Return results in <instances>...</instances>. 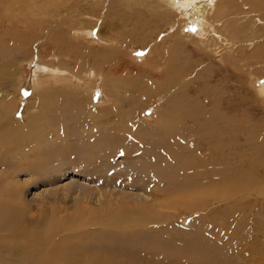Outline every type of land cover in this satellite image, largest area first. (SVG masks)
Instances as JSON below:
<instances>
[{"label": "rangeland", "instance_id": "374dc122", "mask_svg": "<svg viewBox=\"0 0 264 264\" xmlns=\"http://www.w3.org/2000/svg\"><path fill=\"white\" fill-rule=\"evenodd\" d=\"M95 1L65 0L67 23L64 30L67 35V51L73 49L67 52L69 60L61 57L54 59L50 51L36 52L25 47H21L18 53L15 52L14 57L12 53L8 57L4 56L7 68H9L8 64L16 62V69L13 68L16 72L10 73L7 70L0 75V103L2 97L10 94L12 102L17 105L12 111L13 123L4 125L5 129L25 123L28 125V117L33 118L40 112L38 105L33 104L37 102L35 99L32 100L30 95L23 93V101H20V96L15 90L21 89L30 93L35 89L47 90L66 83L63 78L52 77L54 73L45 67H51L56 72L60 71L57 74H63L64 69H60L61 67L65 66L64 68L68 69L69 74L65 72L63 75L67 78L69 86L76 89L70 93L68 104L70 107L78 103L84 105L86 111L83 114H86L80 116L72 114L62 121L64 123L60 127L56 125L57 127L47 130L32 131L27 141L14 142L0 135V205L16 208V215L20 209H25L31 221L30 225L28 223L27 225L33 228L36 223H44V228H38L37 234L41 238L51 231L54 224L59 225L60 221L68 224L69 220H66V217H71L73 213L75 217L72 220L76 219L74 245L79 250V256L82 257V261L79 259L81 264H89L88 258L85 257L91 255H97L95 258H110L113 264H131V260L136 262L139 259L142 264H153L152 257L149 258L152 255L147 252V248L139 250L141 249L138 248L139 245L146 244L145 247L148 245L147 247L155 249L154 244H158L159 251L154 256L159 261L158 256L160 257L162 249L172 251L174 244L176 246L182 243L187 244L184 245L185 250L189 249L193 244L186 242L195 236L202 241L210 242L209 245L214 251L220 246H228L226 254L229 264H264V92L260 91L264 85V14L260 13L262 10L260 6H264V0H196V4L187 5L186 9L174 7L175 0H131V2L101 0L102 3L108 2L106 4ZM219 4L222 6L221 13L225 14L221 15L224 17L223 22L228 21V24H231L229 28L239 31L238 33L230 36L228 31L218 30L220 34L227 35L223 38V35L210 33L209 29L207 34L201 32L199 24L202 21V11L216 14L217 11L211 7ZM254 5L259 9L252 10L250 6ZM107 7L111 8L109 13ZM147 11H151V14ZM108 14L110 15L106 16ZM219 26L221 27V24ZM33 29L34 26L27 31ZM208 35L212 43L205 39ZM6 39L5 42H11ZM233 41L239 42L233 45ZM123 42L127 43L123 44ZM88 51L96 54L91 63L86 59L82 61L75 59L76 55H88ZM111 65H117V73L113 72ZM98 67H101L99 72ZM1 69H3L2 65H0ZM177 70L181 71L177 76V82L168 85L167 78L177 75ZM96 72L99 73V84L93 81ZM61 79L62 81L58 82ZM86 85L89 90L86 89ZM178 91L185 94L182 96L184 103L181 104L184 112L185 107H189V110L199 111L202 114L196 118L199 125L196 121L191 122L183 118L185 124L193 128V132L179 133L175 130L176 135L170 136L169 131L172 130V126L179 121V118L170 115L173 110L172 103L179 96ZM55 109L52 107V110ZM47 113L52 116L50 111ZM89 113L94 114L98 120L87 117L90 116ZM221 118L227 122V125L219 123L222 121ZM210 119L221 127V135L217 133L218 127L216 132L218 142L205 146L206 139L203 134L206 133L203 130ZM109 143L119 149L125 148L129 153L123 152L109 159L107 157L109 154L104 149ZM150 143L156 144V148H153V144L150 148ZM90 148L101 154H92ZM218 151L221 157L220 168L223 170L218 175L221 181L211 184L213 177L208 176L215 167L213 153L218 157L216 153ZM152 152L154 156L156 154V158L158 157L155 164L157 163L159 167H153L155 176L157 174L164 176L162 169H165L168 175L183 173L184 176L183 167L185 170L189 167L190 172L187 176L195 177L190 183L193 186L201 185L192 193L197 195L204 193L203 208L186 211L184 214V210L176 205L174 199L192 193L177 195L165 200V206L168 208L160 207L159 212L157 211L158 214L166 217L175 215L170 221L167 218V221H159V224L148 227H152V230L143 229L134 233L129 230L121 231L118 227L119 230L112 228L107 224L110 222L107 217L111 215L109 212L115 205L110 204L116 202L118 198L122 199L123 193L139 195L146 201L153 199L147 193L146 187L151 183L144 174L149 172L147 168L149 163L144 162L143 166L141 163L139 165L137 158L145 155L149 161L148 156L153 155ZM189 161L193 163L189 164ZM194 163L197 167L193 166ZM235 169L241 173L246 172L245 179L248 182H242L244 185L240 186V189L235 188L231 182L237 175L231 173V170L235 171ZM198 170L202 177L196 175ZM224 172L229 173L230 176ZM203 175L207 177L204 178ZM4 182L6 185L2 187ZM167 185L165 183V187ZM159 188L162 189L154 187L155 190ZM216 188L219 193L214 196L212 191ZM173 203L174 205H170ZM53 211L57 220L51 215ZM15 214L10 213L12 219L15 218ZM88 221L93 224H86ZM118 233L121 237L117 236ZM102 235L105 237H101ZM35 236L32 233L25 235L22 242L27 243ZM122 236L129 239H123ZM155 237H159L160 239L157 238L159 241L162 239L161 244ZM230 244L233 245L230 247ZM2 254L6 252L0 253L1 262V258L6 256ZM161 254L166 258L165 254ZM162 262L159 264H163ZM178 264H186V262Z\"/></svg>", "mask_w": 264, "mask_h": 264}, {"label": "bare ground", "instance_id": "6f19581e", "mask_svg": "<svg viewBox=\"0 0 264 264\" xmlns=\"http://www.w3.org/2000/svg\"><path fill=\"white\" fill-rule=\"evenodd\" d=\"M87 1V0H85ZM96 1H101V0H96ZM95 1V3H96ZM105 1V0H104ZM107 1V0H106ZM110 1V0H109ZM112 1V0H111ZM122 1V0H121ZM125 1V0H124ZM128 1V0H127ZM151 1V0H150ZM157 1V0H156ZM155 1V2H156ZM196 0H175V2H173V5L175 4L174 7L177 8H187V5H193L194 3L196 4L197 2H195ZM212 1V0H211ZM75 2V1H74ZM84 2V1H83ZM82 2V4H83ZM89 2V1H88ZM103 1H101V4ZM131 2V0H130ZM200 2V1H199ZM198 2V3H199ZM204 2V1H203ZM99 3V2H98ZM108 3V2H106ZM105 3V4H106ZM114 3V2H113ZM125 3V2H124ZM172 3V1H171ZM209 3V2H208ZM92 4V3H91ZM94 4V3H93ZM100 4V3H99ZM97 4V5H99ZM110 4V3H109ZM123 4V3H122ZM169 4V3H168ZM76 5V4H75ZM81 5V4H80ZM95 5V4H94ZM115 5V4H113ZM150 5V4H149ZM258 5V4H257ZM257 5H254L253 7L250 6V8L253 9H259V7L257 8ZM108 6V5H107ZM112 6V5H111ZM110 6V7H111ZM165 7V5H163ZM162 6V7H163ZM195 6V5H194ZM200 6V5H199ZM84 7V6H83ZM91 7V6H90ZM96 7V6H94ZM105 6H103L104 8ZM158 7V6H156ZM205 7V6H204ZM242 7V6H241ZM260 7H262L261 10V15H263V10H264V6L261 5ZM65 0H0V65L3 66V69L0 70V75L5 73L7 70L10 71V73H14L16 72V70H14L13 68L15 67L16 69V62H13V64H8L9 68H7V62L4 60V56L8 57L10 56V54L12 53V56L14 57V53L15 52H19L18 50H21V47H25L28 48L32 51H50V53H52V58L57 59V58H67L68 59V53L67 52H71L72 50L67 51V35H66V31L64 30V26L66 25V18H65ZM80 8V7H79ZM112 8V7H111ZM111 8L107 7V12L111 10ZM139 8V6H138ZM167 8V7H166ZM222 8L221 4L211 7V9H213L214 11L216 10V14L215 13H211L209 11H205L203 10L202 12V21L199 24V28H201V32L203 34H207L208 33V29L211 32H214L218 35H223L220 34V32H217L218 30H225L228 31L230 33V36L233 33H238L239 31L237 30H231L229 28L228 24L229 22L227 21L226 23L223 22V18L222 16H224L225 14H222L220 9ZM239 8V7H238ZM70 9V8H68ZM76 9V8H75ZM78 9V8H77ZM97 9V8H96ZM157 9V8H156ZM170 9V8H169ZM201 9V8H200ZM81 10V9H80ZM101 10V9H100ZM105 10V9H104ZM103 10V11H104ZM114 10V9H113ZM112 10V11H113ZM143 10V9H142ZM197 10V9H196ZM79 11V10H78ZM77 11V12H78ZM84 11V10H83ZM106 11V10H105ZM169 11V10H168ZM171 11V10H170ZM175 11V10H174ZM194 11V10H193ZM201 11V10H200ZM220 11V12H219ZM80 12V11H79ZM97 12V11H96ZM99 12V11H98ZM148 12V11H147ZM151 12V11H150ZM150 12H148L149 14H151ZM176 12V11H175ZM227 12V11H226ZM71 13V12H70ZM84 12H82L83 14ZM90 13V12H89ZM104 16V13L101 12ZM109 13V12H108ZM114 13V12H113ZM131 13V12H130ZM169 13V12H168ZM219 13V14H217ZM233 13V12H232ZM253 13V12H252ZM77 14V13H76ZM81 15V13H79ZM100 13H98L99 15ZM107 14V13H106ZM146 14V13H145ZM72 15V14H71ZM110 14L106 15L109 16ZM113 15V14H112ZM167 15V14H165ZM222 15V16H221ZM73 16V15H72ZM75 16V15H74ZM102 16V17H103ZM145 16V15H144ZM151 16V15H150ZM149 16V17H150ZM186 16L188 17V14L186 13ZM77 18V16H75ZM84 17V16H82ZM95 17V16H94ZM105 17V16H104ZM185 17V16H184ZM185 17V18H187ZM109 18V17H108ZM151 18V17H150ZM82 19V18H81ZM181 19V18H180ZM190 19V18H189ZM189 19L187 20L189 22ZM70 20V18H69ZM97 20V17H96ZM160 20V19H159ZM182 20V19H181ZM198 20V19H197ZM196 20V21H197ZM225 20V19H224ZM78 21V19L76 20ZM80 21V20H79ZM199 21V20H198ZM98 22V21H97ZM105 22L107 23V20L105 19ZM184 22V21H183ZM194 22V21H193ZM192 22L193 27H195L194 23ZM95 23V22H94ZM185 23V22H184ZM190 23V22H189ZM93 24V23H92ZM91 24V25H92ZM97 24V23H95ZM157 24V23H156ZM191 24V23H190ZM189 24V25H190ZM221 24V27L219 26ZM226 24H228L226 26ZM77 25V24H75ZM85 25V24H84ZM94 25V24H93ZM32 26H34V29L32 31H27L28 29H30ZM63 26V27H62ZM88 26V25H87ZM191 26V25H190ZM86 27V26H85ZM174 27V26H173ZM189 27V26H187ZM192 27V26H191ZM226 27V29H225ZM75 28V27H74ZM180 28V27H179ZM198 28V27H196ZM221 28V29H220ZM247 28V27H246ZM93 29V28H92ZM70 30V29H69ZM72 30V29H71ZM200 30V29H199ZM93 31V30H92ZM138 31V30H137ZM187 31V30H186ZM68 32V31H67ZM72 32V31H71ZM91 32V30H90ZM248 32V31H247ZM83 33V32H82ZM81 33V34H82ZM89 33V32H88ZM142 33V32H141ZM69 34V33H68ZM72 34V33H71ZM76 34V33H75ZM87 34V33H86ZM177 34V33H176ZM194 34V33H192ZM77 36L79 34H76ZM85 35V32H84ZM93 35V33H92ZM73 36V35H72ZM71 36V37H72ZM193 36V35H192ZM227 35H223V38L226 37ZM80 37V36H79ZM92 37V36H91ZM201 37V35H200ZM200 37H196V38H200ZM7 38L9 39L11 42H5L4 39ZM69 38V37H68ZM78 38V37H77ZM191 38V36H190ZM195 38V37H194ZM205 38V36H204ZM218 38V37H217ZM264 38V37H263ZM6 39V40H7ZM79 39V38H78ZM193 39V37H192ZM205 39H208V42L212 43V41H210V37L208 35V37L206 36ZM212 39V38H211ZM80 40V39H79ZM197 40V39H196ZM200 40V39H199ZM202 40V39H201ZM204 40V39H203ZM213 40V39H212ZM74 41V40H72ZM71 42V40H70ZM78 42V41H75ZM81 43V41H79ZM201 42V41H200ZM205 42V41H204ZM207 42V41H206ZM239 41H233V45H236V43ZM249 41H247L248 43ZM87 43H89L87 41ZM127 43V42H126ZM123 42V44H126ZM78 44V43H76ZM118 44V43H117ZM202 44V42H201ZM69 45V44H68ZM80 45V44H79ZM192 45V44H191ZM209 45V44H208ZM217 45V44H216ZM231 45V44H230ZM89 46V44H88ZM86 46V47H88ZM199 46V45H198ZM206 46V45H205ZM218 46V45H217ZM250 46V45H248ZM255 46V45H254ZM85 47V48H86ZM97 47V46H96ZM118 47V46H117ZM120 47V44H119ZM211 47V46H210ZM216 47V46H215ZM214 47V48H215ZM219 47V46H218ZM98 48V47H97ZM228 48V47H226ZM76 49V48H75ZM88 49V48H87ZM137 49V48H136ZM78 50V49H77ZM84 50V49H83ZM86 50V49H85ZM118 50V49H117ZM194 50V49H193ZM196 50V49H195ZM209 50V49H208ZM211 50V48H210ZM213 50V48H212ZM261 50V49H260ZM106 51V50H105ZM197 51V50H196ZM214 51V50H213ZM216 51H217V47H216ZM219 51V50H218ZM203 52V51H202ZM209 52V51H208ZM220 52V51H219ZM85 53V51H84ZM83 53V54H84ZM88 55L84 56H77L76 54V60H84L86 59L87 62H90L93 58H95L96 54L91 53V52H87ZM106 53V52H105ZM191 53V52H190ZM199 53V52H198ZM214 53V52H213ZM72 56V55H71ZM20 57V56H19ZM254 57V56H253ZM260 57V56H259ZM19 59V58H18ZM98 59V58H97ZM97 59L95 60V62L97 61ZM9 60V59H7ZM20 60V59H19ZM69 60V59H68ZM17 61V58H16ZM85 61V63H86ZM227 61V60H226ZM74 62V61H73ZM76 62V61H75ZM178 62V61H177ZM81 63V62H80ZM91 63V62H90ZM235 64V63H234ZM263 64V63H262ZM239 65V64H238ZM249 65V64H248ZM46 66V65H45ZM64 66V65H61ZM95 66V65H94ZM112 66V65H111ZM172 66V65H171ZM65 67V66H64ZM61 67L60 69H64L63 74H65V72L67 74H69V71L67 68ZM113 67V72L115 73L117 71V65L116 66H112ZM162 67V66H161ZM250 67V65H249ZM252 67V66H251ZM47 70H50V72H53L54 75H52V77L55 78H63V81L66 83L60 84L58 86L51 87L47 90H42V88L39 89H35V91L33 92H27V91H22L21 89H17L15 90L16 93H18V95L20 96V101L22 100V97L24 96V94H27L28 96L30 95V99L32 100H36V103H33L34 105H38L37 107L39 108L40 112L39 115L34 116L33 118L28 117L29 119V124L27 125V123H25L24 125H17V127L12 128L9 126L8 128H4V125L9 124L12 125L14 118H12V111L13 108L16 107V103L12 102L13 100L11 99L10 94L5 95L4 97H2V102L0 103V135L5 136L7 139H10V141H14V142H18V141H27L29 140L30 136L29 133L32 131H36L38 129L41 130H47L49 128H52L54 126H58L60 127L62 125V122L64 119H66V117H71L72 114L80 116V115H85L83 114L86 111V107H84V105L81 104H73L70 107V104H68L70 102V93L72 91H76V89H74L73 87L69 86L68 81L66 80L67 78L65 77V75L63 74H57L60 73L54 71L51 67H45ZM99 68V67H98ZM171 68V67H170ZM173 68V67H172ZM182 68V67H181ZM244 68V67H243ZM101 67L98 69V72L100 71ZM105 69V68H103ZM111 69V67H110ZM158 69V68H157ZM56 70V69H55ZM58 70V69H57ZM66 70V71H65ZM171 70V69H170ZM169 70V71H170ZM239 70V69H238ZM251 71V70H250ZM49 72V71H48ZM96 72V77L93 78V81L96 84H99V73ZM176 72V71H175ZM184 72V71H183ZM255 72V71H254ZM117 73V72H116ZM179 73H181L180 70H177V75L176 74H172L173 76L169 77V75H167L169 78H167L168 80H166L168 85H173L177 82V76H179ZM253 73V72H252ZM60 76H57V75ZM250 74V73H249ZM106 75V74H105ZM175 76V78H173ZM253 76V75H252ZM86 77V76H85ZM172 78V80L170 79ZM260 78V77H259ZM90 79V78H89ZM175 79V80H174ZM202 80V79H201ZM61 80H58V82H61ZM86 81V80H85ZM176 81V82H175ZM256 82V79L254 80ZM264 81V80H263ZM258 82V81H257ZM262 83V82H260ZM89 84V83H88ZM164 87V86H163ZM168 87V86H167ZM191 87V86H190ZM86 89H88V86L86 85ZM97 89V88H96ZM171 89V88H169ZM89 90V89H88ZM107 90V89H106ZM184 90V89H183ZM158 91V90H157ZM165 91V90H164ZM202 91V90H200ZM260 91L264 92V85H263V89H260ZM151 92V91H149ZM159 92V91H158ZM179 96L174 100V102H170L172 103V107L173 110L170 112V115L173 117H177L179 118V121H177L175 123V125L172 126V130L169 131L170 136H175L176 132L174 133V131L176 130L177 132L181 133V132H187V131H192L193 128L187 126V124H185L184 119H189L191 120V122L196 121V118H198L202 113H200L199 111H191L189 110V107H185L186 110L184 112V108L181 104L184 103V99L182 96H185V94L182 91H178ZM262 93V92H261ZM98 94V93H97ZM146 94V93H145ZM200 94V93H199ZM4 95V93L2 94V96ZM75 95V94H74ZM92 95V94H91ZM187 95V94H186ZM76 96V95H75ZM147 97V96H146ZM191 97V96H190ZM189 97V98H190ZM196 97V96H195ZM8 99L9 103H8ZM131 99V98H130ZM138 100V99H137ZM6 101V102H5ZM83 101H84V97H83ZM186 101V100H185ZM192 101V100H191ZM196 101V100H195ZM11 102V103H10ZM188 103V102H187ZM186 104V103H185ZM184 105V104H183ZM52 107H55V110H52ZM109 109V108H108ZM91 110V109H90ZM170 110V109H169ZM51 112L52 116L50 117L49 114L47 112ZM91 112V111H90ZM92 113V112H91ZM89 113L90 116L87 117H91V119H95L98 120L97 118H95L94 114ZM105 115V114H104ZM125 115V114H124ZM226 116V115H225ZM224 116V117H225ZM105 117V116H104ZM130 117V116H128ZM221 117V116H219ZM223 117V118H224ZM103 118V116H102ZM184 118V119H183ZM222 121H219L220 124H224L227 125V122L223 119ZM6 119V120H4ZM77 119V118H76ZM83 119V118H81ZM80 119V120H81ZM229 119V118H227ZM78 120V119H77ZM87 120V119H86ZM79 121V120H78ZM82 121V120H81ZM91 122V120H89ZM101 121V120H99ZM210 122L208 124L205 125V129L203 131H205L206 134H203L204 138L206 139V143L204 144L205 146L207 145H212L216 142H218V137L216 135V132L218 130L219 127V131L217 132L218 135H221L220 131H221V127L212 119L209 120ZM230 121V120H229ZM83 122V121H82ZM85 122V121H84ZM96 122V121H95ZM103 122V121H102ZM105 122V121H104ZM199 122H197L196 124H198ZM91 124V123H90ZM99 124V123H98ZM160 124V123H159ZM217 124V125H216ZM233 124V123H232ZM102 125V124H101ZM107 125V124H105ZM199 125V124H198ZM56 126V127H57ZM109 126V125H108ZM232 126V125H231ZM7 127V126H6ZM98 127H101L98 125ZM103 127V126H102ZM34 129V130H33ZM94 129V128H93ZM224 129V127H223ZM222 129V130H223ZM95 130V129H94ZM200 130H202L200 128ZM226 130V129H225ZM228 130V128H227ZM97 131V130H96ZM130 131V130H129ZM224 131V130H223ZM193 132V131H192ZM190 133V132H189ZM202 133V131H201ZM230 134V133H229ZM222 136H224L222 134ZM203 141V140H202ZM96 142V141H95ZM151 144H153V148H156V144L154 143H150V148H151ZM223 144V143H222ZM194 145V144H193ZM197 146V145H196ZM141 147V146H140ZM193 147V146H192ZM203 147V146H202ZM221 147V146H218ZM104 148V147H103ZM139 148V147H138ZM91 153L92 154H101L99 151H95L94 148H90ZM107 153L108 158H115L118 155H121L123 152H127L125 148H118L115 146H112L110 143L108 144V146H106V148H104ZM153 149V150H154ZM202 149V148H201ZM222 149V148H221ZM205 150V149H204ZM137 152V151H136ZM154 152V151H153ZM152 152L153 155L148 156L149 161L146 159L147 156L145 155H140L138 158V162L139 165L141 163L144 162H148V171L149 172H144L145 175H147L146 179H148L150 181L149 186H147V193H149L153 199L146 201L143 197H139V195H129L128 193L125 192V194L123 193V198L119 199L115 202L113 201V204L110 205H115L114 208H111V211L109 212L111 215H109L108 218V222L107 224L110 225L112 228H119L121 229V231L123 230L124 232H128L133 231H142L143 229H148V230H152L153 228H148L153 224H159V221H170L171 219H173L175 217H166L165 215H161L158 214L159 212V208L163 207L168 208L166 205V201L167 199H172L174 197H176L177 195H182V194H191L193 192V190H195V188L197 186H193L192 180H194V178H189L187 175L190 172L189 167H183L184 169V176L183 173L182 175L176 173L175 176L173 175H168V173H165L166 170L162 169V175L164 174V176H166V178L164 176H161L159 174H157V176H155V172L153 171V167L155 166V168H158V164L156 162L157 158H156V154L154 156V153ZM211 151H209L210 153ZM58 153V152H57ZM129 153V152H127ZM218 157L215 155V153H213L214 155V170H212V172L209 174L208 177H213V182H210L211 184H215L221 181V178H219L221 173H222V169L220 168V163H221V157H220V153L219 151L216 152ZM139 154V153H138ZM142 154V153H141ZM205 155V154H204ZM125 156V155H124ZM129 156V155H127ZM206 156V155H205ZM99 158V157H98ZM97 158V159H98ZM95 159V158H94ZM159 160V159H158ZM106 163V162H105ZM111 163V162H110ZM109 163V164H110ZM193 163L192 161H189V164ZM155 164V165H154ZM112 165V164H111ZM207 165V164H206ZM143 166V165H142ZM147 166V165H145ZM193 166H196V163L193 164ZM214 166V165H213ZM211 166V167H213ZM165 167V166H164ZM208 167V165H207ZM231 167V166H230ZM139 168V167H138ZM208 169V168H207ZM210 169V168H209ZM264 169V168H263ZM169 170V169H168ZM226 170V169H225ZM139 171V169H138ZM147 171V170H146ZM157 171V170H156ZM159 171V170H158ZM209 171V170H208ZM160 172V171H159ZM176 172V171H175ZM197 172V173H196ZM196 175L197 176H201V172L198 170L196 171ZM157 173V172H156ZM226 175H229V173L227 174L226 172H224ZM231 173L233 174H237L232 178V184L235 186V188L240 189V186L242 187L244 184L242 182H248L245 178L246 177V172H239L237 169H235V171L231 170ZM139 174V173H138ZM143 174V173H142ZM194 174V173H193ZM207 174V173H206ZM216 174V175H215ZM204 176V175H203ZM222 176V175H221ZM230 176V175H229ZM207 177V176H206ZM204 176V178H206ZM142 178V177H141ZM198 178V177H197ZM164 179V180H162ZM143 180V179H142ZM141 180V181H142ZM211 180V179H210ZM191 182V183H190ZM199 182V181H198ZM230 182V183H231ZM165 183L168 184L165 187ZM5 182L2 184V187H5ZM139 184V183H137ZM201 186V185H200ZM144 187V186H143ZM155 188L161 187L162 189H158L155 190ZM203 188V187H202ZM205 188V187H204ZM231 188V187H230ZM228 189V188H227ZM152 190V191H151ZM207 191V190H206ZM245 191V190H244ZM218 192V189H214L212 191V195H216ZM219 193V192H218ZM245 193V192H244ZM10 194V192H8V195ZM199 194V193H198ZM234 194V193H233ZM237 194V193H236ZM13 195V194H12ZM118 195V194H117ZM120 195V197L122 196ZM203 195L204 193L202 192V195H197V194H191L188 196H182V197H177L176 199H174L175 202H177V206H180L179 208L184 210V214L186 211H193L195 209H201L202 207V201H203ZM211 195V196H212ZM14 196V195H13ZM125 196V197H124ZM213 196V197H214ZM131 197V198H130ZM212 198V197H211ZM216 198V197H215ZM224 198V197H223ZM228 198V197H227ZM241 198V197H240ZM217 199V198H216ZM219 200V198H218ZM226 200V198H225ZM234 200V199H233ZM236 200V199H235ZM239 200V199H238ZM173 201V200H172ZM168 202V201H167ZM171 203V202H170ZM213 203V201H212ZM239 203V201H238ZM217 204V202H216ZM220 204V203H219ZM224 204V203H222ZM228 204V203H227ZM235 204V203H234ZM241 204V203H240ZM170 205H174L170 204ZM221 205V204H220ZM225 205V204H224ZM238 205V204H236ZM214 206V205H213ZM235 206V205H233ZM232 206V207H233ZM231 207V206H230ZM8 208V209H7ZM170 208V207H169ZM177 208L180 212L181 210ZM228 208V207H226ZM115 209V211H114ZM175 209V207H174ZM177 209L175 211H177ZM205 209V208H204ZM232 209V208H231ZM171 210V208H170ZM229 210V209H228ZM16 208L12 209L11 207H6V206H1L0 205V253H4L6 252V254H2L6 255L3 256L2 262L0 261V264H81L79 262L82 261V257L79 256V250L78 248H76L75 244V240H76V219L72 220L75 215L72 213L71 217H66V220L68 224L66 222L60 221L59 225L54 224L53 227L51 228V231L46 234L43 238L40 237V235H38L37 233L39 232L38 228H44V223L40 224V223H36V226H34L35 228L29 226L30 225V219L29 217L26 215V210L25 209H20V212L18 213V215L15 214ZM158 211V212H157ZM233 211V210H231ZM202 212V211H201ZM205 212V211H204ZM203 212V213H204ZM228 212V211H226ZM234 212V211H233ZM11 214H15V218L12 219ZM200 213V211H199ZM228 213H231L230 211ZM188 214V212L186 213ZM51 215L54 219L57 220L56 218V213L55 211L51 212ZM188 216V215H187ZM163 217H165L163 220ZM106 218V220H107ZM193 218V217H192ZM216 220L218 219L217 217L215 218ZM59 220H63L62 218H59ZM214 220V218H213ZM220 220V219H219ZM71 221V222H70ZM191 222V221H190ZM226 222V221H225ZM27 223L29 225H27ZM218 223V222H217ZM221 223V222H220ZM86 224H90L92 225L93 223L88 221L86 222ZM223 224V222H222ZM87 225V226H88ZM96 225V224H95ZM94 225V226H95ZM106 225V224H105ZM213 226V225H212ZM22 227V228H20ZM82 227V225H81ZM103 227V226H101ZM106 227V226H104ZM108 227V226H107ZM110 227V228H111ZM155 227V225H154ZM222 227V226H221ZM240 227V226H239ZM111 228V229H112ZM117 228V229H118ZM207 228V227H206ZM22 229V230H21ZM101 229V228H100ZM99 229V231H101ZM118 229V230H119ZM126 229V230H124ZM197 229V228H196ZM47 230V229H46ZM117 230V231H118ZM238 230V229H237ZM25 231V232H24ZM106 231V230H105ZM115 231V232H117ZM102 232V231H101ZM151 232V231H150ZM155 232V231H154ZM198 232V230H197ZM217 232V231H216ZM222 232V231H220ZM32 233L33 235H36L35 237H33L31 240H29V242L27 243H23L22 242V238L25 235H28ZM105 232H103L104 234ZM123 233V232H121ZM163 233V231H162ZM223 233V232H222ZM108 234V233H107ZM111 234V233H110ZM130 234V233H129ZM140 234V233H138ZM144 234V233H143ZM169 234V233H168ZM197 234V233H196ZM237 234V233H236ZM117 235V234H115ZM128 235V234H127ZM126 235V236H127ZM146 235V234H145ZM148 235V234H147ZM151 235V234H150ZM153 235V234H152ZM151 235V236H152ZM157 235V234H156ZM155 235V236H156ZM194 235V234H193ZM114 236V234H113ZM112 236V237H113ZM117 236H120V234L118 233ZM141 237V235H139ZM239 236V235H237ZM101 237H105V236H101ZM107 237V236H106ZM121 237V236H120ZM130 237V236H128ZM205 237V236H203ZM235 237V236H234ZM110 238V237H109ZM117 238V237H116ZM119 238V237H118ZM123 239H125L126 237L122 236ZM121 238V241H122ZM145 238V237H144ZM147 238V237H146ZM159 238V237H157ZM155 237V239H157ZM206 238V237H205ZM215 238V237H214ZM219 238V237H218ZM233 238V237H232ZM237 238V237H236ZM106 239V238H105ZM104 239V240H105ZM108 239V237H107ZM127 240L129 238H126ZM148 239V238H147ZM145 239V240H147ZM150 239V238H149ZM154 239V240H155ZM160 239V238H159ZM190 239V238H189ZM114 240H116L114 238ZM113 240V241H114ZM120 240V238H119ZM152 240V242L154 241ZM179 240V239H178ZM212 240V239H210ZM107 241V240H106ZM156 241H159L158 239ZM164 241V239H163ZM232 241V240H231ZM234 241V240H233ZM117 241H115L116 243ZM119 242V241H118ZM128 242V241H127ZM130 242V241H129ZM162 239L159 241V243L161 244ZM169 242V241H168ZM226 242V241H225ZM68 243V244H67ZM112 243V242H111ZM139 243V242H138ZM148 243V242H147ZM150 243V242H149ZM156 243V242H155ZM167 243V242H164ZM188 244H193V246H191V248L189 249H184L186 247H184V245L186 246L187 244H180V245H173V250L172 251H168V250H161V253L166 255V258L160 253V257L159 261H163L162 263H168V264H178V263H183L186 262V264H229L227 262V248L228 246L224 245V246H220L218 249H216V251L213 250V247H211L209 245V243L206 241H202V239L198 238V236H195L192 240L186 242ZM106 244V243H105ZM136 244V243H135ZM154 244V243H153ZM157 244V243H156ZM171 244V243H170ZM129 245V244H128ZM138 245V244H137ZM146 245V244H145ZM145 245L141 244L139 245L138 248H141L139 250H143L147 248V252L152 255L149 256L152 257L151 261H153V264H159L160 262L158 260L155 259V254L156 252L159 251V248H157V246H159L158 244L154 246L155 249H151L149 247H145ZM163 245V243H162ZM167 245V244H166ZM212 245V244H211ZM221 245V243H220ZM228 245V244H227ZM233 244H230V247ZM108 246V244H107ZM124 246V245H123ZM168 246V245H167ZM178 246V247H177ZM216 246V245H215ZM127 247V246H126ZM153 247V246H152ZM166 247V246H165ZM234 247V246H233ZM239 247V246H238ZM105 248V247H104ZM122 248V247H121ZM134 249V247H132ZM154 248V247H153ZM161 248V247H160ZM171 249V248H170ZM232 249V248H231ZM117 250V249H116ZM131 250V249H130ZM183 250V251H182ZM234 250V249H232ZM214 251V252H213ZM235 251V250H234ZM233 251V253H234ZM237 251V250H236ZM125 252V251H122ZM135 252V251H134ZM230 253V252H229ZM237 253V252H236ZM135 254V253H134ZM133 254V255H134ZM143 254V253H142ZM110 256V254H108ZM114 254H112L113 256ZM116 255V254H115ZM155 255V256H154ZM147 256V255H146ZM97 257V255L93 256H88L85 258H88V263L89 264H113L112 260L110 258H95ZM124 257V256H123ZM134 257V256H133ZM93 258H95L93 260ZM115 258V257H114ZM139 258V257H138ZM142 258V257H141ZM121 259V258H120ZM145 259V258H144ZM123 260V259H122ZM126 260V259H125ZM129 260V259H128ZM127 260V261H128ZM137 260V259H136ZM140 260V259H139ZM139 260H137L136 262H133L131 260V264H142ZM142 260V259H141ZM149 259L147 258V261ZM234 260V258H233ZM123 262V261H122ZM159 262V263H158ZM235 262V260H234ZM149 263V262H148ZM237 263V261H236ZM241 264V263H240Z\"/></svg>", "mask_w": 264, "mask_h": 264}]
</instances>
